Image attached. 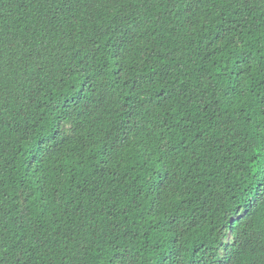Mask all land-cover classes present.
Masks as SVG:
<instances>
[{"label": "trees", "instance_id": "obj_1", "mask_svg": "<svg viewBox=\"0 0 264 264\" xmlns=\"http://www.w3.org/2000/svg\"><path fill=\"white\" fill-rule=\"evenodd\" d=\"M264 0H0V264H264Z\"/></svg>", "mask_w": 264, "mask_h": 264}, {"label": "snow or ice", "instance_id": "obj_2", "mask_svg": "<svg viewBox=\"0 0 264 264\" xmlns=\"http://www.w3.org/2000/svg\"><path fill=\"white\" fill-rule=\"evenodd\" d=\"M256 195L261 202H264V190L257 192Z\"/></svg>", "mask_w": 264, "mask_h": 264}]
</instances>
